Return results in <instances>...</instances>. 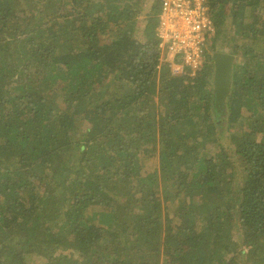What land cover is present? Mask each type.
Here are the masks:
<instances>
[{"label": "trees", "instance_id": "trees-1", "mask_svg": "<svg viewBox=\"0 0 264 264\" xmlns=\"http://www.w3.org/2000/svg\"><path fill=\"white\" fill-rule=\"evenodd\" d=\"M164 2L0 0V264H264V0L197 67Z\"/></svg>", "mask_w": 264, "mask_h": 264}, {"label": "built area", "instance_id": "built-area-1", "mask_svg": "<svg viewBox=\"0 0 264 264\" xmlns=\"http://www.w3.org/2000/svg\"><path fill=\"white\" fill-rule=\"evenodd\" d=\"M207 9L206 0H165L164 2V25L167 23L170 14L178 15L188 21V31L186 33L189 36L186 39L180 38L178 35L170 36V38H173L175 43L178 38L180 42L178 49L187 51V54L192 52L193 59H198L200 56L199 50L204 35L209 33L208 30L211 28L214 31V25L207 14ZM169 20L173 21L174 17H170ZM192 62L194 67H197L198 61Z\"/></svg>", "mask_w": 264, "mask_h": 264}, {"label": "water", "instance_id": "water-1", "mask_svg": "<svg viewBox=\"0 0 264 264\" xmlns=\"http://www.w3.org/2000/svg\"><path fill=\"white\" fill-rule=\"evenodd\" d=\"M215 61V107H223L226 104L228 95L231 92L234 78V63L236 57L217 53L214 55Z\"/></svg>", "mask_w": 264, "mask_h": 264}, {"label": "rangeland", "instance_id": "rangeland-1", "mask_svg": "<svg viewBox=\"0 0 264 264\" xmlns=\"http://www.w3.org/2000/svg\"><path fill=\"white\" fill-rule=\"evenodd\" d=\"M170 17H174V20L173 21L169 20ZM163 21H164V15H162L161 25H160V29H159V33H161L162 36L165 37V38L163 37V39L167 40L168 38H170V36H173V33H176L180 38L183 37L184 39H186L189 36L186 33L188 31V21L187 20L182 19L178 15L175 16V14H170V15H168L167 23L165 25L163 24ZM208 31H209V33L205 34L203 37L204 39L202 42H204V44H206L209 41L208 39L211 38V34L213 37V36H215V33H216L215 31L212 32L213 31L212 28ZM178 41H179V39H178ZM178 48H179L178 44L173 42V46L170 49H172L175 52V50ZM188 54H190V55H188ZM188 54L186 53L187 58H189L191 62L192 61H198L197 58L193 59L191 52H189ZM200 60L203 61L201 58H200ZM172 64L177 65L174 63H172ZM175 72H177V69L175 70ZM242 264H246L245 258L242 259Z\"/></svg>", "mask_w": 264, "mask_h": 264}, {"label": "clouds", "instance_id": "clouds-1", "mask_svg": "<svg viewBox=\"0 0 264 264\" xmlns=\"http://www.w3.org/2000/svg\"><path fill=\"white\" fill-rule=\"evenodd\" d=\"M214 31H215V27H214ZM213 31V32H214ZM159 35L161 36V38L163 39V37L164 36H162V34L161 33H159ZM173 36H177V34L176 33H173ZM211 36H212V34H211ZM165 38V37H164ZM210 39V38H209ZM163 40H165V39H163ZM166 41H173V38H168ZM176 43L178 44V45H180V43H179V41H178V39H176ZM204 43V42H203ZM172 46H173V42H172ZM201 46V45H200ZM179 49H177V51H178ZM181 50V49H180ZM183 51H185V50H183ZM185 53H187V51H185ZM197 60H199V57H198V59ZM174 66V71L177 69V71L180 69V66H177V65H173Z\"/></svg>", "mask_w": 264, "mask_h": 264}]
</instances>
